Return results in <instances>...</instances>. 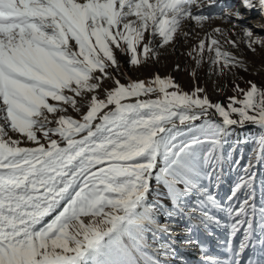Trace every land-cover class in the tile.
Instances as JSON below:
<instances>
[{
    "label": "snow or ice",
    "instance_id": "1",
    "mask_svg": "<svg viewBox=\"0 0 264 264\" xmlns=\"http://www.w3.org/2000/svg\"><path fill=\"white\" fill-rule=\"evenodd\" d=\"M200 2L0 0V115L12 132L36 145L21 147L20 139H6L0 125V264H100L101 255L103 264H133L138 224L120 213L136 203L141 173L149 166L136 161L164 130L156 127L164 117H126L143 108L204 107L205 101L180 93L169 76L155 75L151 86L143 80L104 85L110 79L106 66H116L118 49L131 53L134 66L159 59L150 43L157 33L173 49L181 32L194 37L197 25L207 31L211 18L194 20L189 10ZM240 7L264 17V0H240ZM220 18L230 27L217 28L198 43L191 39L183 55L177 53L184 66L231 78L254 70L259 56L264 68V35L233 23L245 18L239 9ZM256 26L264 32V20ZM237 84L242 91L229 97L233 107L220 111L226 119L228 111L256 119V92L264 95V72L260 79L246 76L244 86ZM101 87L116 91L107 99L100 92L86 121L103 131L110 122L103 109L114 104L117 116L107 139L93 142L96 131H84L88 123L61 118L59 135L67 137V147L56 139L45 146L42 137L51 134L43 130L38 136L37 121L45 114L59 115L60 106L66 117L70 105L83 95L91 99ZM259 119L264 120V112ZM45 217L50 222L45 224Z\"/></svg>",
    "mask_w": 264,
    "mask_h": 264
},
{
    "label": "rangeland",
    "instance_id": "2",
    "mask_svg": "<svg viewBox=\"0 0 264 264\" xmlns=\"http://www.w3.org/2000/svg\"><path fill=\"white\" fill-rule=\"evenodd\" d=\"M201 2L189 10L194 12V20L211 18L207 21V31L197 25L193 29L196 32L194 37L181 32L177 46L173 49H167V41L157 33L150 43L159 59L134 66L131 53L118 49L116 66H106L110 79H105L102 82L104 85L122 82L131 86L138 80H143L151 86L155 75L169 76L176 81L180 93L187 92L190 96L205 101L204 107L177 105L175 107L184 109L173 111V115L167 117L162 114L164 119L156 125L157 129L168 123H178L180 127L168 129L158 139V155L147 200L136 213L139 219L129 218L134 225L138 224V228L134 230L139 235L136 251L132 254L133 264H196L198 261L201 264H264V120L259 119L264 112V95L261 90H257L256 119L241 117L231 111H228L226 119L224 112L220 111L221 107L226 110L233 107L229 97L242 91L237 81L244 86L246 76L261 78L264 68L259 65L260 58L256 57L257 66L254 70L235 73L228 78L216 76L211 70L197 71L191 66H184L186 62L177 55L178 52L183 55L191 39L198 43L201 39H208L217 28L227 30L230 26L220 18L226 12L239 9L245 18L238 21L233 19V23L256 35H264L256 26V21H262L264 17L258 10L241 8L240 0ZM248 63L251 64L252 61L248 60ZM176 64L180 65L179 69ZM247 83H251V79ZM115 91V88L109 90L101 87L92 94L91 99L88 95L81 96L76 104L70 105L71 113L66 117L63 106L59 108V115L45 114L37 121L38 136H42L43 130L51 135L42 137V143L47 146L51 139H56L60 146L68 143L67 137L59 135L58 121L61 118L74 119L81 125L88 123L89 127L84 131L95 129L92 122L86 121L87 112L97 102L100 92L104 93L103 99H107ZM144 99L150 101L152 97ZM49 102L56 103L51 100ZM208 104L212 107H208ZM238 107L244 110L242 105ZM204 109L213 110L216 117L226 125L212 119ZM115 110L114 104L103 109L104 114L110 116V122L104 126L103 131L96 133L92 138L93 142L107 139L110 134L107 130L112 126L111 120L117 116V113L112 116L110 113ZM126 119H150V116L145 117L136 112ZM230 120L235 122L230 123ZM0 125L3 126L2 133L8 136L6 139H20L21 147L36 146L31 141L25 142L20 134L12 132L2 115ZM83 135L81 132L80 136ZM154 152L153 142L152 148L137 158L136 162L149 165L141 173L139 194L146 187L147 173L152 168ZM154 222H158L161 228H156ZM180 228L185 230L186 238L178 244H181L184 252L189 253V257H181L177 247L170 242L172 238L169 236ZM162 229L169 236L164 237L158 233L157 230ZM252 236L253 240H250ZM189 242H192L190 249ZM205 242L218 244L213 247L215 252L207 253ZM103 260L101 255L100 264H103ZM87 264H91V260Z\"/></svg>",
    "mask_w": 264,
    "mask_h": 264
},
{
    "label": "water",
    "instance_id": "3",
    "mask_svg": "<svg viewBox=\"0 0 264 264\" xmlns=\"http://www.w3.org/2000/svg\"><path fill=\"white\" fill-rule=\"evenodd\" d=\"M184 109L183 107H171L169 108L167 111L161 109L160 107H152V108H143V109H140L138 112L140 113V115H143V116H152L153 114L157 113L158 115L159 114H163L165 115V117H167L168 115H173V111H179V110H182ZM204 111L206 113H209L211 115V118L220 122L221 124H224L226 125V123H224V121L220 120L218 117H216V114L214 113L213 110H207V109H204ZM117 113V108L115 111H113L111 114L114 115ZM132 115V114H131ZM110 118V116H109ZM106 127V125H104ZM264 126V124H263ZM177 127H180V125H178V123H168V124H165L163 125L162 129H164L162 132H158L157 133V136L154 140V143H155V152H154V160H153V165H152V168L148 171L147 173V183H146V187L144 188V190L142 191L141 194H139L137 196V201L140 202V201H143L145 200V197L147 196L148 194V191H149V188L152 184V178H151V175L152 173L154 172V165H155V162H156V158H157V155H158V139L170 128H177ZM92 131H96V133H99L101 130L98 127H96L95 129H93ZM96 136V135H95ZM83 137V136H82ZM99 142H102V141H99ZM67 144H64L62 145L61 147H66ZM135 206V205H134ZM121 215L125 216V213L123 212ZM51 217H45V220H44V223H46V221L50 220ZM121 225L122 224H117V228H121Z\"/></svg>",
    "mask_w": 264,
    "mask_h": 264
},
{
    "label": "bare ground",
    "instance_id": "4",
    "mask_svg": "<svg viewBox=\"0 0 264 264\" xmlns=\"http://www.w3.org/2000/svg\"><path fill=\"white\" fill-rule=\"evenodd\" d=\"M202 3V2H201ZM197 6V5H196ZM195 6V7H196ZM193 6L192 5H189V8H192ZM160 116H162V114H157V113H155V114H153L152 116H150V118L151 117H160ZM168 116H170V115H168ZM160 121H162V120H160ZM147 197H148V194H147V196L145 197V200H143V201H140V202H138L137 201V197H136V203H135V206L132 208V210L130 211V212H127V213H125V217H128V218H136V219H139L137 216H136V213H137V211L138 210H140L143 206V203H145L146 202V200H147ZM141 220V219H140ZM154 224L156 225V228H161V226H158L159 225V223L158 222H154ZM163 228V227H162ZM183 228H180V229H178V232H176L175 234H173V235H168L169 233H165V229H162L161 231L160 230H157L158 231V233H160V234H162V236H169L170 238H172V240L170 241L171 243H173L174 244V246H176L177 247V252L178 253H180V255H181V257H184V256H188L189 255V253L188 252H184L183 250H182V248H181V244H178V243H180V242H182V241H184L185 240V238H186V234H184L185 232V230H182ZM188 236V235H187ZM177 240H180V241H177ZM188 241H190V240H188ZM192 242H189V249L192 247V244H191ZM194 249V248H193ZM189 257V256H188ZM194 258L195 259H199V257H196V256H194ZM189 259V258H188ZM201 260V259H200Z\"/></svg>",
    "mask_w": 264,
    "mask_h": 264
}]
</instances>
